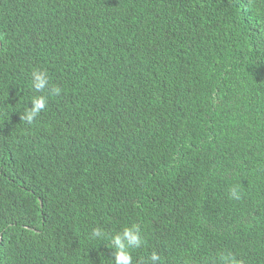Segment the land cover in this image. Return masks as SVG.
Here are the masks:
<instances>
[{
	"label": "trees",
	"instance_id": "obj_1",
	"mask_svg": "<svg viewBox=\"0 0 264 264\" xmlns=\"http://www.w3.org/2000/svg\"><path fill=\"white\" fill-rule=\"evenodd\" d=\"M132 224L134 264H264V0H0V264H113Z\"/></svg>",
	"mask_w": 264,
	"mask_h": 264
},
{
	"label": "clouds",
	"instance_id": "obj_2",
	"mask_svg": "<svg viewBox=\"0 0 264 264\" xmlns=\"http://www.w3.org/2000/svg\"><path fill=\"white\" fill-rule=\"evenodd\" d=\"M49 75L47 71L34 68L31 72V89L35 93H44L46 89L49 90L48 95H33L30 103L31 107H26L21 114V120L32 124L37 117L44 112L49 104V96L61 95V88L59 86L49 87ZM230 198L240 199V194L237 188H232L230 191ZM105 233L100 228L92 230L93 238H103ZM111 243L109 247L114 250L113 264H134L133 251L141 248L145 241L142 237L141 230L138 225L124 226L121 231L115 233L110 238ZM221 260L225 264H242V261L236 260L231 256H221ZM140 264H162V256L156 251H153L146 259L141 258Z\"/></svg>",
	"mask_w": 264,
	"mask_h": 264
},
{
	"label": "water",
	"instance_id": "obj_3",
	"mask_svg": "<svg viewBox=\"0 0 264 264\" xmlns=\"http://www.w3.org/2000/svg\"><path fill=\"white\" fill-rule=\"evenodd\" d=\"M1 241H2V239H1Z\"/></svg>",
	"mask_w": 264,
	"mask_h": 264
}]
</instances>
